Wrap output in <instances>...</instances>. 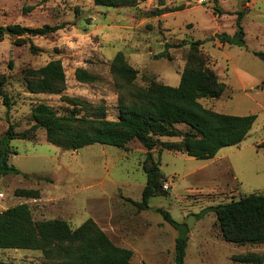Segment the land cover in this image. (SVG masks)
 <instances>
[{
  "label": "rangeland",
  "instance_id": "rangeland-1",
  "mask_svg": "<svg viewBox=\"0 0 264 264\" xmlns=\"http://www.w3.org/2000/svg\"><path fill=\"white\" fill-rule=\"evenodd\" d=\"M181 4V10L151 15L155 8ZM237 10L244 12L245 45L221 44L215 34L234 33ZM10 24L61 27L23 44L8 30L0 37V74L11 100L7 108L0 96V137L9 123L17 132L28 129L33 124L31 108L39 102L65 112L70 106L62 96L103 105L107 117L115 119L119 95L109 71L115 53L123 52L138 70L136 84L146 85L152 79L177 86L193 40H206L199 48L207 66L226 85L219 98L198 101L218 112L255 114L256 119L238 145L224 146L210 159L167 150L163 144L180 137H160L152 152L165 176L167 195L150 198L145 210L127 200L141 199L146 180L142 170L146 150L137 140L125 149L94 143L63 150L38 128L29 139L10 141L16 152L10 154L9 163L28 176H0V211L26 202L35 220L61 218L74 228L92 219L115 244L132 250V264H174L178 231L163 219L161 208L178 223L194 217L187 226L183 264H251L232 259L245 252L264 257V244L225 242L215 214L206 211L218 203L264 193V149L258 147L264 141V62L252 53L264 51V0H139L131 7L98 6L92 0H0V26ZM161 52L169 58L156 57ZM55 59L65 72L62 94L30 92L26 71ZM78 68L95 80L78 81ZM28 188L40 189V198L15 195V190ZM0 262L46 264L41 252L31 249H0Z\"/></svg>",
  "mask_w": 264,
  "mask_h": 264
},
{
  "label": "trees",
  "instance_id": "trees-1",
  "mask_svg": "<svg viewBox=\"0 0 264 264\" xmlns=\"http://www.w3.org/2000/svg\"><path fill=\"white\" fill-rule=\"evenodd\" d=\"M43 2L49 0H40ZM105 7H131L139 0H92ZM162 2V0H160ZM162 3H160L161 5ZM183 9V4L172 8H155L152 16ZM235 30L232 35L215 34L221 44L244 46L242 27L243 10H237ZM61 26L44 24L28 27L20 24L0 26V37L6 30L16 37V42H29L31 37L46 36ZM206 40L190 42L179 84L171 86L152 79L146 85L135 80L138 70L133 68L123 52L118 51L111 59L109 71L118 92L117 117L109 119L103 105L92 104L78 97L62 96L70 108L59 113L53 107L39 102L31 108L33 124L23 132H17L9 123L0 137V176L23 175L9 163V156L16 151L10 147L13 139H29L38 128L45 131L46 140L63 150H77L100 143L125 149L132 140H137L146 150L142 170L146 180L138 201L127 198L137 210L149 207V200L167 195L163 189L165 176L159 168L152 150L160 137H180L163 147L170 151L184 152L198 159L213 158L224 146L238 145L251 129L255 114L232 115L204 107L200 98H219L226 85L219 81L207 66V59L199 46ZM166 47L168 45L166 44ZM32 50L34 48L32 47ZM264 62V51H253ZM156 57H167L161 52ZM78 81L90 83L95 76L83 68L75 71ZM5 78L0 74V96L7 108L10 97L4 92ZM25 83L32 93L62 94L65 90V72L61 61L50 60L45 65L26 71ZM177 124L187 127L182 131ZM264 149V141L258 144ZM15 195L37 199L40 189H17ZM158 211L163 219L174 227V264H183L188 241V227L174 221L169 211ZM216 217L221 238L239 246L264 244V193H251L228 202L206 208ZM199 217V214H194ZM0 249H31L41 252L46 264H132L133 252L113 242L105 231L92 219H87L72 228L61 218L35 220L28 203H19L0 211ZM239 263L262 264L264 257L256 252L233 255ZM0 264H14L0 262Z\"/></svg>",
  "mask_w": 264,
  "mask_h": 264
},
{
  "label": "water",
  "instance_id": "water-1",
  "mask_svg": "<svg viewBox=\"0 0 264 264\" xmlns=\"http://www.w3.org/2000/svg\"><path fill=\"white\" fill-rule=\"evenodd\" d=\"M193 218H194V217L191 216V217L187 220L186 224H187L188 227H191Z\"/></svg>",
  "mask_w": 264,
  "mask_h": 264
},
{
  "label": "built area",
  "instance_id": "built-area-1",
  "mask_svg": "<svg viewBox=\"0 0 264 264\" xmlns=\"http://www.w3.org/2000/svg\"><path fill=\"white\" fill-rule=\"evenodd\" d=\"M166 188V186H164ZM0 197H2V193H0Z\"/></svg>",
  "mask_w": 264,
  "mask_h": 264
}]
</instances>
